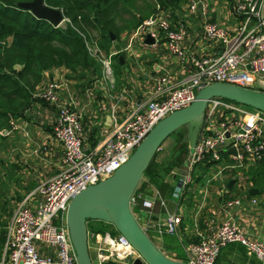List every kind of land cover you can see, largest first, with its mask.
<instances>
[{
  "label": "built area",
  "instance_id": "obj_1",
  "mask_svg": "<svg viewBox=\"0 0 264 264\" xmlns=\"http://www.w3.org/2000/svg\"><path fill=\"white\" fill-rule=\"evenodd\" d=\"M262 1L233 0V12L242 19L236 29L231 31L211 18V0H185L187 12L203 19V36L217 45L214 51L200 55L188 51L184 46L186 24L183 18L175 22L171 19V15L178 10L158 8L154 18L145 20L133 32V36L145 39L150 35L155 42L161 33L169 56L179 66L181 77L173 81L169 72L156 76L146 99L138 107L121 119L112 111V129L92 146H85L81 113L73 110L60 97V90L65 84L53 81L38 89L35 97L54 108L52 135L61 146V159L58 170L39 181L13 209L4 226L5 240L0 264H77L65 220L67 206L75 194L111 176L128 160L159 120L189 105L204 84L228 81L263 91ZM115 54L117 52L114 51L102 57V74L96 81L102 80L113 85L112 57ZM206 106L196 144L189 149L184 171L172 193V198L178 202L198 176L196 170L200 164L206 165L205 171L233 169L239 172L264 159V112L244 109L241 104L216 95L207 100ZM10 124V129H16V121ZM201 176L208 185L212 178L204 172ZM203 191L205 195L206 190ZM156 194L159 197L158 192ZM137 197L132 195L131 207ZM249 202L258 204L257 196H250ZM240 203V197L224 202L226 207ZM150 206L151 203L143 198L144 209L141 211L146 220L142 229L145 233L151 227L158 234H176L179 231L181 209L168 214L162 223L156 224L150 220ZM180 206V202L177 203V208ZM212 225L196 231L198 239L186 247V264H215L221 250L231 243L243 245L260 264H264V240L247 235L231 213ZM95 245L94 264H110V258L129 261L130 258L139 257L119 233L111 235L105 232Z\"/></svg>",
  "mask_w": 264,
  "mask_h": 264
},
{
  "label": "crops",
  "instance_id": "obj_2",
  "mask_svg": "<svg viewBox=\"0 0 264 264\" xmlns=\"http://www.w3.org/2000/svg\"><path fill=\"white\" fill-rule=\"evenodd\" d=\"M211 2V18L231 31L235 30L240 22V17L233 12V0H211ZM177 8L178 11H175L171 15V19L175 22L176 19L183 18L186 24L187 36L184 41L185 48L198 55L214 51L217 45L203 36V19L198 15L189 14L186 10L185 2L181 7ZM120 39V41L112 40L110 50V52L123 53L121 54L123 62L120 60L118 67L120 74L119 82L114 78L112 86L102 80L96 81L97 78L91 82L75 79L63 67L44 72L42 86L45 87L46 84L53 81L65 84L62 90H60V97L73 110L81 113L83 124L82 136L85 146L96 144L109 133L113 127L112 111L118 119H121L126 113L138 107L146 99L147 92L151 89L156 76L169 72L173 81L179 80L181 77L179 66L169 56L165 38L161 33L154 43H148L142 37H134L133 33L122 35ZM54 119L55 112L53 106L48 102L38 101L27 108L23 116L15 119L17 123L16 129L0 131L1 136L8 135L11 137V141L12 138L14 139L13 142L15 144L11 145L12 155H10L13 158L11 159V164H9L12 172L17 167V164H19L15 160L16 153L22 154L24 160L27 158L32 160L33 164L34 160L35 162L41 161L45 164L46 162L51 164L52 172L48 174L49 176L58 170L62 149L52 135ZM42 169V171L49 172L44 168ZM29 170L34 172V177L30 182L37 185L41 181L40 178L43 173L37 171L34 165L30 166ZM178 171L173 172V176H171V180L169 181L175 187L181 174V171ZM26 189L27 191L31 190ZM156 192L158 190L152 187V193L145 196V200L151 203L148 210L151 211L150 217L155 218L154 223H162L168 214L175 213L180 209L182 210V222L176 234L165 232L158 234L154 231L153 227L147 230V234L153 243L165 255L174 260L185 263L187 245L198 239L196 231L213 226V222L227 218L230 213L235 221L244 228L247 235L264 240V204L263 202H259V204L253 205L249 202L250 196L256 195L259 197V193L235 196L241 199L239 205L226 207L224 203H221L220 206H214L213 204L210 206L208 204L207 208L204 207L205 210L202 209L200 211L195 209L189 211L188 209L191 208L189 206L190 201H187L186 196L183 198L181 206L177 208V203L172 197L165 198L166 195L161 196L159 192L158 197ZM20 196L23 199L24 196ZM161 200L163 204H161ZM143 213V211H135V216L141 227H143L146 220V216ZM8 221L9 218L7 219ZM112 229L114 230L113 226ZM88 232L90 235L94 233L92 230H89V227ZM99 238L100 235L97 241ZM96 242H89L92 260L96 257ZM91 251H93V255ZM110 260L129 264L128 260L112 258ZM215 264H260V262L254 255L248 253L246 249L244 250L238 245L231 244L221 250Z\"/></svg>",
  "mask_w": 264,
  "mask_h": 264
},
{
  "label": "trees",
  "instance_id": "obj_3",
  "mask_svg": "<svg viewBox=\"0 0 264 264\" xmlns=\"http://www.w3.org/2000/svg\"><path fill=\"white\" fill-rule=\"evenodd\" d=\"M26 1L30 0H0V131L9 130L10 122L23 116L25 110L34 103L45 102L35 97V93L42 87L44 72L63 67L75 79L91 82L101 75V59L111 50L113 41L110 32L116 41H120L122 35L132 34L145 20L154 17L158 8L178 9L177 7H181L185 2V0H44L46 5L60 9L65 18V26L54 27L46 19L37 18L30 11L18 6L19 2ZM93 30L97 32L95 36L91 35ZM121 54L123 53L119 52L112 57L113 75L117 82L120 78L118 67ZM185 135L186 129L180 127L168 136L176 138L168 153L163 154L159 160L157 156L160 150L155 153L134 191V196L140 194V197H137L132 205L133 210L141 212L144 209L142 200L147 194L152 193V187L158 190L161 196L172 197L175 186L169 181L173 176V169L183 163L189 152ZM8 138V135H0L3 144ZM255 165L249 167L248 173L254 181L253 186L257 187L261 194L264 193V159ZM205 170L206 165L197 166L198 176L194 180H202L201 174ZM35 186V183H31L28 189ZM246 192L249 194L248 190ZM189 193V190L186 191V198ZM185 196L179 199L180 204ZM17 198L18 201L22 199L20 195ZM175 202L179 203L176 200ZM2 209L8 216L1 221L0 212V255L5 240L4 226L11 211L4 207ZM150 220L154 221L155 218L150 217ZM90 221L93 220H88V224ZM94 221L102 223V226H92L93 232L99 234L110 232L111 235L118 233L108 231L106 225L109 223ZM231 244L246 249L239 243ZM110 264L122 263L110 261Z\"/></svg>",
  "mask_w": 264,
  "mask_h": 264
},
{
  "label": "water",
  "instance_id": "obj_4",
  "mask_svg": "<svg viewBox=\"0 0 264 264\" xmlns=\"http://www.w3.org/2000/svg\"><path fill=\"white\" fill-rule=\"evenodd\" d=\"M18 6L30 11L37 18L46 19L54 27L64 21L61 10L46 5L44 0L19 2ZM260 17L264 24V0L261 4ZM109 34L111 39L115 40L113 33ZM145 41L154 43L150 35L146 36ZM119 59L123 62L122 55ZM214 95L264 111V90L242 87L228 81H211L197 91L195 99L189 105L159 120L136 146L128 160L111 176L87 186L70 200L65 220L77 264H94L89 242H96L99 234L94 232L89 237L88 220L109 223L126 238L139 254V257L129 259L130 264H186L168 257L153 243L140 226L135 216L136 210L132 209L130 200L155 153L161 149L171 133L184 127L186 129L184 138L189 149L195 146L203 125L207 100ZM233 181L232 178L228 181V188ZM248 192L255 194L258 193V189L249 187Z\"/></svg>",
  "mask_w": 264,
  "mask_h": 264
},
{
  "label": "rangeland",
  "instance_id": "obj_5",
  "mask_svg": "<svg viewBox=\"0 0 264 264\" xmlns=\"http://www.w3.org/2000/svg\"><path fill=\"white\" fill-rule=\"evenodd\" d=\"M65 20L60 24V26H65ZM97 32L93 30L91 32L92 36H95ZM242 107L245 109L249 110H255L254 107L250 105H243L241 104ZM264 112V111H262ZM175 136H170L167 138L163 145L162 148L160 149V153L157 156V159H161L163 154H167L168 150L173 146L174 141H175ZM2 140L0 139V212L2 213L1 215V221L7 218L6 212H3L2 207L7 208L8 211H10V215L8 218L11 217L13 209H15L18 201V198L16 197L18 195H25L28 191L26 188H28V184H30V180L33 179L34 177V172L29 170L30 166H35V169L37 168V171H40L43 173L41 175V180H44L45 178L49 177V173L52 172L51 169V164L46 162H35L34 164L32 160L27 159L24 160L23 155L20 153H16L15 160L18 161L19 164H17V167L13 169V172L11 168H9V164H11V159L13 157H10L12 155L11 151V145L15 144L13 141L14 139L11 137L8 138L7 142H1ZM33 146L35 147V144L33 143ZM37 146V145H36ZM7 148V150H6ZM39 152V151H37ZM170 153V152H169ZM188 153L186 154L183 163L178 166L177 168L173 169L174 171H181L182 173L184 171V163L186 160ZM23 158V159H22ZM38 160V159H37ZM47 161V160H46ZM254 163L253 165H255ZM252 166V165H251ZM249 166V167H251ZM256 166V165H255ZM257 165L256 167H258ZM249 167L246 169H242L241 171L229 169V170H223L221 172H218L217 169H212L209 171H205L207 176L211 177V181L208 183L203 179L202 180H197L193 182V184L188 187L187 190H185L183 196L186 195V191L189 190V194L187 195V201H190L191 205H189L191 208L188 209L189 211H193L195 209L197 210H205L204 207H208V204L211 206L212 204L214 206L218 205L220 206L221 203H224L227 200H230V198H233L235 196H238L240 194H248L246 191L248 190L249 187H254V181L252 180L251 176L248 173ZM44 168L45 170L49 172L42 171ZM51 169V170H50ZM178 171V172H179ZM33 175V176H32ZM234 179L230 187H227V183L230 179ZM260 182V181H259ZM258 182V183H259ZM262 183V182H261ZM257 188V187H256ZM206 190V193L204 195V191ZM192 191V192H191ZM259 193V192H258ZM259 195V194H258ZM258 198V204L259 202H263L264 204V193H261ZM18 201V202H17ZM217 203V204H216ZM102 226V223L96 222V221H90L88 226L89 230H92V226ZM104 225V224H103ZM108 231H111V233H116V230L112 229L111 224L106 225ZM3 248V246H2ZM91 254L93 255V251H91ZM2 255V251H1ZM0 255V259H1Z\"/></svg>",
  "mask_w": 264,
  "mask_h": 264
},
{
  "label": "bare ground",
  "instance_id": "obj_6",
  "mask_svg": "<svg viewBox=\"0 0 264 264\" xmlns=\"http://www.w3.org/2000/svg\"><path fill=\"white\" fill-rule=\"evenodd\" d=\"M99 234V233H98ZM99 235H101V234H99Z\"/></svg>",
  "mask_w": 264,
  "mask_h": 264
}]
</instances>
